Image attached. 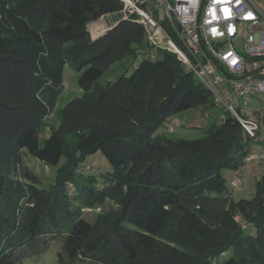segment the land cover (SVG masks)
<instances>
[{"label":"trees","instance_id":"16d2710c","mask_svg":"<svg viewBox=\"0 0 264 264\" xmlns=\"http://www.w3.org/2000/svg\"><path fill=\"white\" fill-rule=\"evenodd\" d=\"M122 11L120 0H0V264L53 244L58 264H264V175L240 201L224 176L264 141L224 113L202 139L169 138L179 114L214 107L213 96L176 55L144 59L154 48ZM102 19L108 29L93 36ZM67 66L83 95L43 141ZM25 152L56 169L53 184L42 187ZM97 154L110 170L86 164ZM107 202L116 209L86 220Z\"/></svg>","mask_w":264,"mask_h":264},{"label":"built area","instance_id":"2783aa9c","mask_svg":"<svg viewBox=\"0 0 264 264\" xmlns=\"http://www.w3.org/2000/svg\"><path fill=\"white\" fill-rule=\"evenodd\" d=\"M120 1L122 14L125 18L138 17L154 48L144 59H156L155 50L176 55L211 92L215 102L222 104L224 114L237 119L250 137L264 141V11L254 0ZM159 1L164 8L161 23ZM107 29L108 26L103 32ZM253 100L259 106L251 109ZM249 111L259 116L249 118ZM224 114L220 120L225 119ZM176 124L169 128L170 132ZM250 164L264 170V152L252 153L234 172L233 191L245 187L244 170Z\"/></svg>","mask_w":264,"mask_h":264},{"label":"rangeland","instance_id":"374dc122","mask_svg":"<svg viewBox=\"0 0 264 264\" xmlns=\"http://www.w3.org/2000/svg\"><path fill=\"white\" fill-rule=\"evenodd\" d=\"M257 6L264 11V0H254ZM159 10L161 12L159 16V22L161 23L164 19V8L162 1H159ZM106 21L104 19L92 23L89 25V30L91 33L97 35L103 32L106 29ZM102 29L99 30L98 29ZM140 60L135 62L128 61L124 64H116L111 69H109L105 75L98 81V84L101 86H107L110 83L117 81L125 72L130 73L136 67H138ZM80 77V73L73 70L71 67L67 66L65 68L64 73V88L62 94L57 98L56 103L51 111V115L47 119L46 127L44 128V132L42 133L43 141L47 137L50 136L52 126L58 127L60 124L61 111L64 106L70 101L79 98L83 95V91L78 85V79ZM214 107H198L188 111H185L177 116L182 125L181 129H178L176 132L178 134H171L167 132V136L169 138L174 139H186V140H196L202 139L206 135V130L212 127L214 124H217L220 121V117L224 113V107L221 103L215 102L213 97ZM259 104L256 100L252 101L251 109L258 107ZM247 116L258 117L259 114L249 111L247 112ZM163 129H161V132ZM264 134V129H263ZM43 143V142H42ZM253 151L264 152V143L261 144H253ZM25 164L29 167H32L36 175L39 177V181L42 187H49V185L54 183V176L56 169L49 168L45 166L43 163L37 161L33 157H31L27 152H25L24 156ZM86 164L95 166V170L105 171L106 168L110 170L109 164L107 160L101 155L97 154L95 156H91L87 159ZM227 185L230 188V176L231 171L224 172ZM244 176L246 185L241 191H234L233 198L235 201H240L241 199H252L255 196L256 192V177L259 176L258 169L253 166H248L244 170ZM70 192H73L72 188H70ZM116 209L115 204L112 202H107L106 205L102 207L93 208L91 210H86V220L93 222L97 215H100L109 210ZM253 233V232H252ZM58 242V241H57ZM59 245L53 244L50 250L42 256L33 257L23 264H58L57 263V253L59 251ZM224 258L220 257L215 259L213 264H220Z\"/></svg>","mask_w":264,"mask_h":264},{"label":"crops","instance_id":"0c3cea01","mask_svg":"<svg viewBox=\"0 0 264 264\" xmlns=\"http://www.w3.org/2000/svg\"><path fill=\"white\" fill-rule=\"evenodd\" d=\"M174 122H176L177 124V126H176V128H175V130L171 133V134H178V132H176L178 129H181L182 128V125H181V123H180V120L176 117L174 120H173V122L172 123H174ZM255 152H258V151H252V153H255ZM251 166H253V167H255V168H257L258 169V173H259V176H257L256 177V182L259 180V179H261L262 178V176L264 175V170H262V169H260V168H258V167H256V166H254L253 164H250ZM250 165H248V166H250ZM247 166V167H248ZM246 167V168H247ZM233 172H231V176H230V181L232 182V179H233ZM225 176V175H224ZM245 177V176H244ZM226 179V178H225ZM231 185V184H230Z\"/></svg>","mask_w":264,"mask_h":264}]
</instances>
